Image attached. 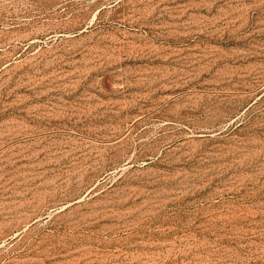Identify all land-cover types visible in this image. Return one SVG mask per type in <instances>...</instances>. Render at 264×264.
I'll return each mask as SVG.
<instances>
[{
    "label": "rangeland",
    "instance_id": "rangeland-1",
    "mask_svg": "<svg viewBox=\"0 0 264 264\" xmlns=\"http://www.w3.org/2000/svg\"><path fill=\"white\" fill-rule=\"evenodd\" d=\"M0 264H264V0H0Z\"/></svg>",
    "mask_w": 264,
    "mask_h": 264
}]
</instances>
